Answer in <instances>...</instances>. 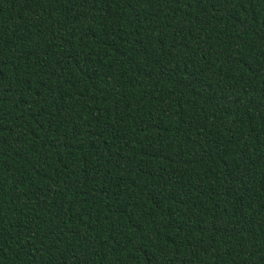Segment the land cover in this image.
Listing matches in <instances>:
<instances>
[{
  "label": "trees",
  "instance_id": "16d2710c",
  "mask_svg": "<svg viewBox=\"0 0 264 264\" xmlns=\"http://www.w3.org/2000/svg\"><path fill=\"white\" fill-rule=\"evenodd\" d=\"M0 264H264V0H0Z\"/></svg>",
  "mask_w": 264,
  "mask_h": 264
}]
</instances>
